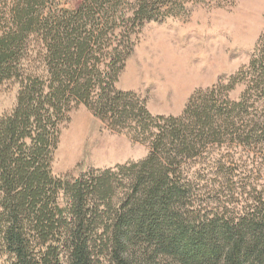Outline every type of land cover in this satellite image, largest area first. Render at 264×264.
<instances>
[{
    "label": "trees",
    "instance_id": "obj_1",
    "mask_svg": "<svg viewBox=\"0 0 264 264\" xmlns=\"http://www.w3.org/2000/svg\"><path fill=\"white\" fill-rule=\"evenodd\" d=\"M53 1L14 0L0 19V86H18L14 107L0 117V257L6 264H264V32L233 76L195 91L180 116H153L143 99L115 85L134 36L184 0H79L60 11ZM81 106L147 145V156L54 176L61 129ZM238 156L252 164L239 179L243 205L202 208L195 181L207 172L235 180L226 165Z\"/></svg>",
    "mask_w": 264,
    "mask_h": 264
},
{
    "label": "rangeland",
    "instance_id": "obj_2",
    "mask_svg": "<svg viewBox=\"0 0 264 264\" xmlns=\"http://www.w3.org/2000/svg\"><path fill=\"white\" fill-rule=\"evenodd\" d=\"M13 2L0 0V19ZM53 3L58 11L71 10L79 0ZM46 6L50 9V3ZM164 12L163 19L145 24L134 36L133 50L115 88L135 93L153 116L178 117L195 91L228 79L248 64L264 32V0H228L216 7L202 0H184L180 6L168 5ZM242 90L243 86L237 87L229 97L236 100ZM17 92L14 83L0 86V117L14 107ZM148 151L147 145L112 130L81 106L61 129L51 171L56 177H78L89 170L141 161ZM251 165L238 156L226 165L238 177L235 180H229L228 172L225 176L207 172L196 180L201 207L208 211L240 208L239 179ZM0 264H6V259L0 257Z\"/></svg>",
    "mask_w": 264,
    "mask_h": 264
}]
</instances>
